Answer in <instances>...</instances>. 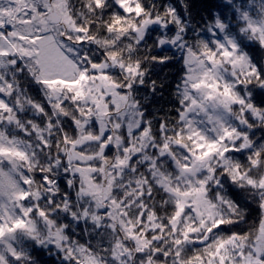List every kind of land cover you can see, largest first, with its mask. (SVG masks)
I'll return each mask as SVG.
<instances>
[{
	"label": "snow or ice",
	"instance_id": "snow-or-ice-1",
	"mask_svg": "<svg viewBox=\"0 0 264 264\" xmlns=\"http://www.w3.org/2000/svg\"><path fill=\"white\" fill-rule=\"evenodd\" d=\"M223 3L0 0V264H264V0Z\"/></svg>",
	"mask_w": 264,
	"mask_h": 264
},
{
	"label": "trees",
	"instance_id": "trees-1",
	"mask_svg": "<svg viewBox=\"0 0 264 264\" xmlns=\"http://www.w3.org/2000/svg\"><path fill=\"white\" fill-rule=\"evenodd\" d=\"M174 2H176L179 6L180 0H174ZM187 3L189 5V12L191 14L193 27L195 26V24L202 22L201 17L210 19L211 13L222 12L226 15L230 14L229 10L224 7L223 0H187ZM253 54L262 55V53L258 51L253 52ZM158 74H160L161 77L166 76L168 83L172 85L175 83V80L177 78V68L172 67L171 65L165 66L158 70ZM170 93L171 87L165 90L163 98L158 99L153 106L156 108H167L171 99ZM42 264H54V258H50L47 255H44L42 257Z\"/></svg>",
	"mask_w": 264,
	"mask_h": 264
},
{
	"label": "rangeland",
	"instance_id": "rangeland-1",
	"mask_svg": "<svg viewBox=\"0 0 264 264\" xmlns=\"http://www.w3.org/2000/svg\"><path fill=\"white\" fill-rule=\"evenodd\" d=\"M262 55H264V53H262Z\"/></svg>",
	"mask_w": 264,
	"mask_h": 264
}]
</instances>
